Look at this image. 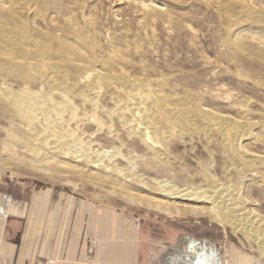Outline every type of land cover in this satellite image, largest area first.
I'll list each match as a JSON object with an SVG mask.
<instances>
[{
	"label": "rangeland",
	"instance_id": "1",
	"mask_svg": "<svg viewBox=\"0 0 264 264\" xmlns=\"http://www.w3.org/2000/svg\"><path fill=\"white\" fill-rule=\"evenodd\" d=\"M91 69L102 75L97 86L85 81ZM38 72H51L59 91L52 98L62 120L54 129L71 144L67 134L74 133L98 162L47 149L43 134L27 129L0 93L1 188L60 189L130 214L157 253L173 255L197 241L216 251L218 264H264L254 241L210 220L208 204L168 200L162 204L171 208L168 214L137 202L162 198L158 180L203 190L217 182L240 189V200L264 225V0H0V92L46 93ZM144 89L162 108L149 105ZM132 97L146 107L155 153L136 133L128 112ZM203 108L220 120L205 117ZM239 121L247 124L244 129ZM220 124L238 135L233 143L242 155L232 152ZM37 151L51 173L30 169Z\"/></svg>",
	"mask_w": 264,
	"mask_h": 264
},
{
	"label": "crops",
	"instance_id": "2",
	"mask_svg": "<svg viewBox=\"0 0 264 264\" xmlns=\"http://www.w3.org/2000/svg\"><path fill=\"white\" fill-rule=\"evenodd\" d=\"M138 220L60 189L0 187V258L6 264H178L155 252Z\"/></svg>",
	"mask_w": 264,
	"mask_h": 264
},
{
	"label": "bare ground",
	"instance_id": "3",
	"mask_svg": "<svg viewBox=\"0 0 264 264\" xmlns=\"http://www.w3.org/2000/svg\"><path fill=\"white\" fill-rule=\"evenodd\" d=\"M9 3L14 4L15 2H18L20 0H8ZM29 2V1H28ZM11 6V5H10ZM9 6V7H10ZM15 7V6H14ZM7 26V25H6ZM19 27V26H18ZM10 29V28H9ZM8 29V30H9ZM17 30L16 32H18V28L15 29ZM24 32V31H23ZM8 33V32H7ZM31 35V34H30ZM82 35V34H81ZM22 36V35H21ZM27 37V36H26ZM29 37V36H28ZM37 37V36H35ZM21 38V37H18ZM23 38V37H22ZM21 38V39H22ZM27 39V38H26ZM31 39V36H30ZM67 39V38H66ZM23 40V39H22ZM53 40V39H52ZM33 41V40H30ZM25 43L27 41H24ZM2 43V42H1ZM21 43V42H20ZM23 43V42H22ZM13 44V43H12ZM24 44V43H23ZM28 45V42L26 43ZM63 44V43H62ZM3 45V43H2ZM73 45V44H72ZM33 46V45H32ZM38 46V45H37ZM31 47V46H30ZM43 47V46H42ZM34 48V47H33ZM36 48V47H35ZM44 48V47H43ZM46 48V47H45ZM71 48V47H70ZM48 49V48H46ZM62 49V48H61ZM70 50V49H69ZM68 50V51H69ZM41 51V50H40ZM38 51V52H40ZM74 51V49H73ZM72 51V52H73ZM70 52V51H69ZM33 53V52H32ZM65 53V52H64ZM75 54V52H73ZM79 52H77L78 54ZM81 54V53H80ZM4 55V54H3ZM28 55V54H27ZM45 55V54H44ZM61 55V54H60ZM67 55V54H66ZM64 55V56H66ZM71 55V54H70ZM5 56V55H4ZM10 56V55H9ZM24 56V55H22ZM40 56V55H39ZM42 56V55H41ZM59 56V55H58ZM63 56V57H64ZM78 56V55H77ZM80 56V55H79ZM85 56V54H84ZM15 57V56H14ZM38 57V56H37ZM61 57V56H59ZM81 57V56H80ZM86 57V56H85ZM88 57V56H87ZM6 58H8V56H6ZM67 58V57H66ZM78 58V57H77ZM9 59V58H8ZM37 59V58H36ZM54 59V57L52 58V60ZM59 59V58H58ZM79 59V58H78ZM82 59V58H81ZM86 59V58H85ZM22 60V59H21ZM28 60V59H27ZM39 60V59H38ZM42 60V57H41ZM44 60V59H43ZM51 60V59H50ZM61 60V59H60ZM63 60V59H62ZM73 60V59H72ZM10 61V60H9ZM8 61V62H9ZM16 61V60H15ZM54 61V60H53ZM65 61V60H64ZM70 61V60H68ZM76 61V60H75ZM88 61V60H87ZM25 62V61H23ZM52 62V61H50ZM45 63V62H43ZM55 63V62H53ZM58 63V62H56ZM68 63V62H67ZM66 63V64H67ZM84 63V62H83ZM103 63V62H102ZM18 64V62H17ZM25 64V63H24ZM27 64V63H26ZM42 64V63H41ZM99 64V63H98ZM20 65V64H18ZM23 65V64H22ZM29 68H31L30 64H27ZM34 65V64H33ZM46 65V64H45ZM49 65V64H48ZM89 65V64H88ZM43 66V65H42ZM34 67V66H32ZM61 67V66H60ZM81 67V66H80ZM46 68V67H45ZM49 68V67H48ZM98 68V67H97ZM28 69V68H27ZM99 70V69H98ZM52 71V70H51ZM69 71V70H68ZM81 71V70H80ZM83 71V70H82ZM85 71V70H84ZM83 71V72H84ZM41 72V70H40ZM62 72V71H61ZM79 72V71H78ZM60 73V72H59ZM63 73V72H62ZM107 73V72H105ZM53 74V73H52ZM85 81L86 82H91V84L96 86L98 85V81L100 80V77L102 76L101 73L95 69H91L89 71L85 72ZM39 78L41 80L42 83H44L47 86V92L46 93H42L40 91H32V90H28L25 94H21L18 93L17 91H13V90H4L1 93V96L4 98V101L7 103V109L8 107L12 108V110L14 112H16L18 114V116L24 120L26 122V127L27 129H29L34 135L39 136L40 134H43L44 137V143L48 146L47 149L51 150V151H56V150H61V153L64 154H70L71 156H73V158L75 160H86L89 161L91 164H95L98 162L97 161H91L90 160V152H89V145H87L84 148V143L81 141V139L79 137H76V135L70 131H68V136H71L73 141V144L67 142L66 140V134H64V132L62 131H56L54 129V122L58 121L59 119L62 120V117L60 115H58V112L56 111L57 109V104L58 102L56 100H54V98H52V95L55 94V92H59L58 88L56 86H54L53 81L51 78V72H43V73H39ZM76 75V74H75ZM82 75V74H81ZM110 75V74H109ZM37 76V75H36ZM54 76V75H53ZM77 76V75H76ZM114 76V75H113ZM117 76V75H116ZM33 77V76H32ZM34 78V77H33ZM36 79H38L37 77H35ZM106 78V77H105ZM104 78V79H105ZM31 79V78H30ZM66 79V78H65ZM107 79V78H106ZM114 80V78H112ZM29 81V79H27ZM15 81V80H14ZM70 81V80H69ZM105 81V80H104ZM30 82V81H29ZM28 82V83H29ZM40 82V83H41ZM68 82V81H67ZM79 82V81H78ZM147 82V81H146ZM39 83V84H40ZM55 83V82H54ZM86 84V83H85ZM105 84V83H104ZM109 84V82H108ZM111 84V83H110ZM115 84V83H114ZM143 84V83H142ZM58 85V84H57ZM60 85V84H59ZM65 85V84H64ZM72 85V84H71ZM87 85V84H86ZM117 85V84H116ZM115 85V86H116ZM141 85V84H140ZM139 85V86H140ZM113 86V85H112ZM103 87V85H102ZM106 87V86H105ZM108 87V86H107ZM145 87V86H144ZM27 88V87H26ZM29 88V87H28ZM63 88V87H61ZM70 88V87H68ZM92 88V87H91ZM123 88V87H122ZM73 89V88H72ZM72 89L70 92H72ZM24 90V89H23ZM65 90V89H64ZM61 90L60 93L63 95L64 97H66L65 92L66 90ZM101 90V89H99ZM22 91V90H21ZM20 91V92H21ZM68 91V90H67ZM144 95L147 97V101L149 103V105H156L159 108H162L160 102L158 101V97L157 96H153V94L151 93L150 89H144ZM153 91V89H152ZM23 92V91H22ZM88 92V91H87ZM94 92V91H93ZM67 93V92H66ZM78 93V92H77ZM76 93V94H77ZM69 94V93H68ZM72 94V93H71ZM80 94V93H79ZM93 94V93H92ZM91 94V95H92ZM102 95V94H101ZM143 95V94H142ZM72 96V95H71ZM75 96V95H74ZM77 96V95H76ZM95 96V95H93ZM118 96V94H117ZM116 96V97H117ZM125 96V95H124ZM63 97V98H64ZM79 97V96H78ZM91 97V96H90ZM58 98V95H57ZM161 98V97H160ZM80 99V98H79ZM127 100V99H126ZM141 99L139 98H131L129 107H128V112L130 113V115L133 117L134 121H136V124L138 126L137 129V135L139 136V138L141 139V141L144 143V147L145 145L152 149L153 152L155 153L156 151L154 150V143L151 140L150 136L148 135L147 130L148 128V124L146 122V119H148L146 117V107L142 106ZM161 100V99H160ZM118 101V100H117ZM65 102V101H64ZM147 103V102H146ZM147 103V104H148ZM169 104V102H167ZM245 104V103H244ZM6 105V104H5ZM89 105V104H88ZM123 105V104H122ZM242 106V105H241ZM60 107V106H59ZM78 107V106H77ZM90 107V105H89ZM126 107V106H125ZM155 107V106H154ZM168 107V106H167ZM201 107V106H200ZM245 107V106H244ZM176 108V107H175ZM69 109V108H68ZM152 109V108H151ZM71 110H73V108L71 107ZM175 111V110H174ZM203 115L205 117H211L213 119H219V118H215L212 115H209V112L206 108L201 109ZM56 113L57 116H55V118L52 117L53 113ZM11 113V112H10ZM98 113V111H97ZM148 113V112H147ZM197 113V112H196ZM179 114V113H178ZM187 114V113H186ZM10 115V114H9ZM74 115V113H73ZM79 115V114H78ZM154 115V114H153ZM152 115V117H153ZM114 117V116H113ZM165 117V115H164ZM41 118H43V121L41 120ZM52 118V119H51ZM108 118V117H107ZM155 119V116L154 118ZM166 119V118H164ZM202 119V118H201ZM84 120V119H83ZM119 120V119H118ZM220 120V119H219ZM72 121V120H71ZM159 121V120H156ZM90 122V121H89ZM94 122V121H93ZM233 122V121H232ZM73 123V122H72ZM100 123V121H99ZM119 123V122H118ZM192 123V122H191ZM34 124H39L42 127V130H34L35 127L33 126ZM117 124V123H116ZM121 124V123H120ZM21 125V124H20ZM89 125V124H88ZM123 125V124H122ZM157 125V124H156ZM166 125V124H165ZM174 125V124H173ZM213 125V124H212ZM221 125V124H220ZM239 127L241 128H245L246 127V123L244 121H239ZM17 126V125H16ZM84 126V125H83ZM118 126V125H117ZM172 126V125H171ZM77 127V126H76ZM217 127V126H216ZM238 127V126H237ZM124 128V127H123ZM129 128V127H128ZM133 128V127H132ZM131 128V129H132ZM212 128V127H211ZM219 128L221 129L223 135L225 138H227L229 140L230 143V147L231 150L234 154H237L238 156L242 155V153L240 152V150H238V146H236V144L234 145L233 140L238 136L236 134H234V132H230L229 129L231 128H227L225 126H219ZM235 128V127H233ZM6 130V129H5ZM83 130V129H82ZM119 130V129H118ZM122 130V129H121ZM192 130V129H191ZM136 131V130H135ZM238 130H236L237 132ZM26 132V131H25ZM114 132V131H113ZM127 132V131H126ZM134 132V131H133ZM163 132V131H162ZM165 132V131H164ZM12 133V132H11ZM27 133V132H26ZM25 133V134H26ZM135 133V132H134ZM160 133V131H159ZM14 133H12L13 135ZM30 134L29 132L27 133V135ZM151 134V133H150ZM24 135V134H22ZM7 136V135H6ZM10 137H12L11 135H8ZM7 136V137H8ZM14 136V135H13ZM25 136V135H24ZM29 136V135H28ZM100 136V135H99ZM114 136V135H113ZM30 137V136H29ZM42 137V138H43ZM86 137V136H85ZM128 137V136H127ZM130 137V136H129ZM137 137V136H136ZM235 137V138H234ZM126 138V137H125ZM138 138V139H139ZM160 138V137H159ZM166 138V136H165ZM168 138V136H167ZM9 139V137H8ZM21 139V138H20ZM85 139V138H84ZM112 139V138H111ZM110 139V140H111ZM139 139V140H140ZM155 139V138H154ZM11 140V138H10ZM9 140V142H10ZM134 140V139H133ZM160 141V139H158ZM164 140V139H163ZM162 141H160V143L165 147V149L167 150V146L165 145V143ZM18 141H20L18 139ZM86 141V140H85ZM137 141V139H136ZM21 142V141H20ZM129 142V141H128ZM135 142V141H134ZM131 143V141H130ZM141 143V142H140ZM156 143V142H155ZM24 144V142L22 143ZM89 144V143H88ZM91 145V144H90ZM112 145V144H111ZM159 145V144H158ZM21 146V145H20ZM44 146V145H43ZM133 146V145H132ZM12 147V146H11ZM228 147V146H227ZM21 148V147H20ZM159 148V147H158ZM146 149V148H145ZM159 150V149H158ZM157 150V152H158ZM230 149H228L229 151ZM96 151V150H95ZM161 151V150H160ZM168 151V150H167ZM166 151V152H167ZM42 152V151H41ZM40 151L34 152L32 157L33 160L30 161V169L40 172V173H44V174H49L52 172V169L49 167L48 162L45 161V159L41 156ZM163 152V151H162ZM112 154V153H111ZM151 154V153H150ZM158 154V153H156ZM20 155V154H19ZM101 155V154H100ZM163 155V154H162ZM45 156V155H44ZM52 156V155H51ZM105 156H107L108 158L111 157L110 155L106 154ZM126 156V155H125ZM161 156V155H160ZM70 157V156H69ZM113 157V154H112ZM121 157V155H120ZM154 157V155H153ZM65 158V157H64ZM157 158V157H155ZM50 159H52L50 157ZM100 159V158H99ZM107 159V158H106ZM164 159V158H163ZM264 159V158H263ZM55 160V159H54ZM128 160V159H127ZM100 161V160H99ZM131 162V160H128ZM147 161V159H146ZM149 162V161H148ZM153 162V160H152ZM261 162V160H260ZM259 162V163H260ZM24 163V162H23ZM72 163V162H71ZM89 163V164H90ZM147 163V162H146ZM145 163V164H146ZM168 163V162H167ZM241 163V162H240ZM258 163V162H257ZM67 164V163H66ZM65 164V165H66ZM149 164V163H148ZM157 164V163H156ZM159 164V163H158ZM150 165V164H149ZM253 164H251L250 166H252ZM52 166V165H51ZM58 166V165H57ZM70 166V165H69ZM105 166V165H104ZM131 166V165H130ZM146 166V165H145ZM143 166V167H145ZM160 166V165H159ZM245 166V165H244ZM66 167V166H65ZM100 167V166H99ZM108 167V166H107ZM229 167V166H228ZM69 168V167H68ZM152 168V167H151ZM157 168V167H156ZM163 168V166H162ZM57 169V168H56ZM114 169V168H113ZM154 169V168H153ZM160 169V168H159ZM115 170V169H114ZM155 170V169H154ZM161 170V169H160ZM163 170V169H162ZM165 170V169H164ZM253 170V169H252ZM59 171V170H58ZM70 171V170H69ZM77 171V170H76ZM97 171V170H96ZM95 171V172H96ZM158 171V170H157ZM93 172V173H95ZM99 172V170H98ZM135 172V171H134ZM164 172V171H163ZM80 173V172H79ZM92 173V174H93ZM97 173V172H96ZM101 173V172H100ZM158 173V172H157ZM167 173V172H166ZM165 173V174H166ZM251 173V172H250ZM90 174V173H89ZM106 174V173H105ZM173 174V173H172ZM95 175V174H94ZM110 175V174H109ZM108 175V177H109ZM121 175V174H119ZM131 175V174H130ZM187 175V174H186ZM209 175V174H207ZM214 175V174H213ZM55 176V174H54ZM59 176V175H58ZM63 177V176H62ZM94 177V176H93ZM107 177V176H106ZM210 178V177H209ZM212 179V178H211ZM68 180V179H66ZM71 181V180H70ZM99 181V178H98ZM135 181V180H134ZM67 182V181H66ZM69 183V180H68ZM211 183V182H210ZM153 184V183H152ZM155 184V183H154ZM121 186V185H119ZM150 186V185H149ZM152 186V185H151ZM154 186V185H153ZM191 186V185H189ZM156 187H157V191L158 193H160L162 195V198H157L155 199L153 202H145V201H140L137 200V202L139 204H142L146 207H151V208H156V209H162L164 210L166 213L171 214V208H169L168 206H163L162 204L164 202H167L168 200H171L172 202H176V201H192L194 203H199V204H208L209 205V210L211 212L210 214V220H216L217 222H219L220 224L226 225L228 226L231 231L233 232H237L241 235H243L244 238L246 239H251L252 241H254V243L256 244V247L258 249V251L260 252V255L264 258V225L262 224L261 219L253 213V209H251L252 207H250V209L247 208L246 206V202L243 200H240V189H235L232 188L231 189V185L230 188L229 187H224L222 185H220L217 182H214L213 185H211L209 187V190H203V189H198L195 187H191V188H176L175 186H172L170 184L167 183V181L165 180H158L156 182ZM242 187V186H240ZM123 188V187H122ZM150 188V187H149ZM208 188V186H207ZM153 189V188H151ZM116 190V189H115ZM126 191V190H125ZM117 192V191H116ZM119 192V191H118ZM110 194H112V192H108ZM122 193V192H120ZM140 195V194H139ZM118 196V195H117ZM121 196V195H120ZM142 196V195H141ZM126 197V196H125ZM147 198V197H146ZM244 199V198H243ZM134 201V200H133ZM136 203V202H135ZM137 203V204H138ZM253 205V204H252ZM250 206V205H249ZM173 209V208H172ZM181 209V208H180ZM188 209V208H187ZM192 209H196V207L192 208ZM177 210V209H176ZM197 211V210H196ZM200 212V211H199ZM180 213L184 214V211H180ZM202 214V213H201ZM203 215V214H202ZM209 217V216H207Z\"/></svg>",
	"mask_w": 264,
	"mask_h": 264
},
{
	"label": "flooded vegetation",
	"instance_id": "4",
	"mask_svg": "<svg viewBox=\"0 0 264 264\" xmlns=\"http://www.w3.org/2000/svg\"><path fill=\"white\" fill-rule=\"evenodd\" d=\"M181 251V256L178 259V264H218V255L211 247L201 244L183 245L178 248Z\"/></svg>",
	"mask_w": 264,
	"mask_h": 264
},
{
	"label": "built area",
	"instance_id": "5",
	"mask_svg": "<svg viewBox=\"0 0 264 264\" xmlns=\"http://www.w3.org/2000/svg\"><path fill=\"white\" fill-rule=\"evenodd\" d=\"M0 264H6V262L0 258Z\"/></svg>",
	"mask_w": 264,
	"mask_h": 264
}]
</instances>
